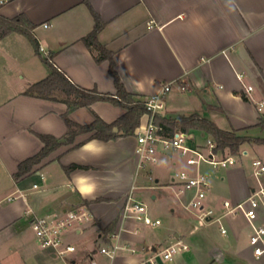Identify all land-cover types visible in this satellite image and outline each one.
<instances>
[{"label":"crops","instance_id":"0c3cea01","mask_svg":"<svg viewBox=\"0 0 264 264\" xmlns=\"http://www.w3.org/2000/svg\"><path fill=\"white\" fill-rule=\"evenodd\" d=\"M1 1L0 14L10 18L23 15L33 26L31 32L42 50L37 53L30 44L23 53L16 51L12 46L18 40L5 39L18 32L0 39V76L15 74L19 79L8 95L0 96V199L17 189L26 193V198L0 203V252L21 253L16 258L7 257L11 258L7 263L0 255V264H64L52 249L41 247L37 240L28 250L22 233L32 227V219L48 218L82 205L83 200L89 201L84 205L92 214L91 229L84 226L73 231L77 242L67 231L65 241L76 248L69 254L71 264H88L89 258L105 264L106 258L98 248L112 243L108 237L111 232L119 233V243L135 248L133 254L120 249L117 264L138 263L146 246L163 248L177 239L184 244L195 232L196 225L191 226L190 221L196 218L182 207L192 192L177 193L173 178L180 170L206 175L209 190L205 204L214 208L217 215L223 214V202L236 204L250 195L255 182L245 159L251 149L264 162L261 143L243 144L236 154L218 151L219 157L236 156L234 164L218 168L207 163L188 165L177 152L159 150L158 161L167 168L165 177L152 173V169L147 173L153 177L154 188L160 190L151 193V199L164 201L170 217L173 234L163 240L158 237L161 223L149 226L122 215L127 197L141 201L135 196L136 188L150 185H136L141 170L137 169L134 153L135 133L107 141L85 140L88 133L78 134L73 143L53 150L21 180L15 181L13 173L21 160L41 148L38 133L62 137L67 130L62 118L67 108L64 102L23 94L30 84L49 72L41 54H51L54 64L73 82L101 92H115L108 60L97 61V51L82 41L93 28V10L104 22L97 40L113 52L115 69L127 91L145 99L158 93L164 83H182L186 87L183 93L192 96L181 106L191 104V113L209 118L224 130L264 137V105L258 110V104L264 101V0ZM237 73L243 74L242 79L237 78ZM247 85L252 86L250 92L245 91ZM215 104L220 109L213 107ZM181 106L169 105L167 109L183 112ZM123 112V108L112 103L96 101L89 108L72 110L68 116L86 124L96 113L111 123ZM181 114L187 115H177ZM143 122L141 118L140 123ZM188 131L198 144L210 137L198 129ZM71 163L82 167L66 173L63 167ZM259 182H264V174L257 177V186ZM34 183L36 188L32 187ZM93 186L95 190L89 194ZM165 189L171 190V197H167ZM257 213L256 223H264V202ZM243 220L248 243L251 228L244 216ZM105 228L110 230L104 232ZM228 230L229 241L213 252L208 264H249L243 254L246 243L234 227ZM227 233L226 229L223 235ZM164 261L158 258V264ZM257 264H264V256L257 259Z\"/></svg>","mask_w":264,"mask_h":264},{"label":"built area","instance_id":"2783aa9c","mask_svg":"<svg viewBox=\"0 0 264 264\" xmlns=\"http://www.w3.org/2000/svg\"><path fill=\"white\" fill-rule=\"evenodd\" d=\"M0 3H2L1 0ZM39 50H42V48L39 47ZM242 77V73H237L238 79H242ZM185 89L186 87L182 83L170 81L162 84L158 93L144 99L147 111L144 115L146 119L138 125L135 132L134 153L138 170L145 169L150 163L158 162L157 153L159 150L177 152L188 165L207 163L213 168H218L226 167L236 162L234 155L217 156L219 152L215 150L216 144L211 137L207 138L203 144H198L194 142L193 135L189 131L175 130L166 136L162 133V128L155 123L154 118L163 107L162 99L164 96L171 90L183 91ZM251 90V85L245 87L246 92ZM262 105H264V101L258 104V110L262 109ZM251 167L252 174L256 178L264 174V162L259 158L256 157L251 160ZM147 177L152 182L154 181L153 177L148 173ZM173 181L178 186V194H183L187 191L192 192L187 201L182 203V207L184 210L194 214L200 226L215 221L219 223L220 232L225 234L226 229L221 224L222 215H232L236 214L238 210L241 211L251 228L248 234V243L252 249L253 256L256 259L264 256V223H256L257 209L260 203L264 202V182H259L258 186L253 187L248 197L236 204H231L228 201L223 202V214L217 215L214 208L205 204L206 194L209 190V182L205 174L198 172L191 175L184 170H180L174 173ZM32 187L36 188L37 184H32ZM148 187L154 188L155 185L152 183ZM18 198H26V193L17 189L16 192L0 199V203H8ZM122 215L123 217H132L149 226H157L161 223L159 218H154L147 212V206L143 202L136 200L131 195L127 197ZM91 220V212L86 205L82 204L60 213H53L48 218H34L31 221V226L41 247L52 249L64 264H71L69 254L74 252L76 248L73 244L65 241V234L69 230L81 229L85 226V222H91ZM108 237L112 240V243L98 248V252L106 258L105 264H117L116 258L120 249L126 248L131 254L135 253V248L119 243L120 235L118 232H111ZM187 249V245L183 244L180 239L163 248L146 246L142 251L140 261L136 264H158V258L170 262L177 251ZM88 264L103 263L94 258H89Z\"/></svg>","mask_w":264,"mask_h":264},{"label":"trees","instance_id":"16d2710c","mask_svg":"<svg viewBox=\"0 0 264 264\" xmlns=\"http://www.w3.org/2000/svg\"><path fill=\"white\" fill-rule=\"evenodd\" d=\"M94 24L92 30L82 37V41L91 48L97 51L95 59L101 61L107 59L109 66L108 71L112 77L115 87L114 93L101 92L96 87H84L73 82L67 74L60 70L53 62L52 55L49 53L41 54V58L45 66H47L48 74L30 84L23 94L33 97H39L50 100L62 101L66 104V111L62 114V118L66 124L67 130L62 137H55L50 134L38 133L37 137L42 143L39 151L31 156L21 160L17 165V170L13 173L15 181H19L31 173L34 165L40 163L53 150L62 145L71 144L78 134L88 133L85 140L97 139L107 141L115 139L119 136H128L135 133V129L140 124L141 118L146 114L145 101L139 98L136 94L127 91L115 69L113 52L108 50L103 44L97 40V34L103 27L104 22L99 15L92 11ZM33 26L23 15L15 17H6L0 14V39L11 32L23 34L29 40L33 49L40 53L39 45L31 30ZM106 101L113 105L124 109V112L113 122H105L99 115L94 113L91 122L86 124L77 123L69 118V113L79 107L89 108L93 102ZM210 106V104L208 105ZM220 109L218 104L213 105ZM155 123L162 128L164 135H170L175 130L188 131L190 129H198L206 132L215 142L216 151L223 152L227 150L230 154L239 152L240 147L246 143H261L264 144V137L246 135L238 130H224L219 128L209 118L193 112L190 114H181L177 116H166L161 112L155 115ZM117 126L118 130L113 131L112 127ZM82 143H76L73 146H78ZM82 167L76 163H71L64 166L66 173L71 170ZM83 204H88V200H83ZM110 230L103 229L104 232Z\"/></svg>","mask_w":264,"mask_h":264},{"label":"rangeland","instance_id":"374dc122","mask_svg":"<svg viewBox=\"0 0 264 264\" xmlns=\"http://www.w3.org/2000/svg\"><path fill=\"white\" fill-rule=\"evenodd\" d=\"M15 38V40H18V43L13 45L14 49L16 51H19V53H23V51L28 48L30 49V43L28 39L23 36L20 33H13L10 35L7 39L5 40H12ZM46 54V53H45ZM40 79V78H39ZM15 82H19V79L17 78V75H12L10 77H6L5 75L0 76V96L2 95H8L12 90H13V85H15ZM7 85V86H6ZM192 96L191 93H183V91H176V90H171L167 93L166 98L162 99L163 107L160 110L161 113L167 114V115H177L179 113H191L193 108L191 107V104H186L181 106V103L186 102L188 103V97ZM165 97V96H164ZM185 98V101L182 99ZM170 106H181L183 107L180 112L178 111H173L167 109V107ZM190 105V106H189ZM187 106V108H186ZM187 111V112H186ZM203 112V110H201ZM146 119L145 116L142 117V122ZM256 148L257 145H254ZM250 156L246 158L245 160L247 161V166L249 171H251L252 167L250 166L249 161H251L254 157H257V154L253 152V150L249 149ZM236 158V156H234ZM152 169V173H162V177H165V166H163L160 161L155 162V163H150L146 166L145 169H142L138 175V178L136 180V185H148L152 184V180H149L147 177V172ZM164 172V173H163ZM252 172V171H251ZM252 175V174H251ZM252 178L255 182V186H257V178L252 175ZM160 190L156 188H144V187H137L135 190V196L136 198L140 199L143 201L146 206H147V212L150 215H157L161 221L159 230L160 233L158 237L163 240L166 238H169L173 234L172 228H170V217L169 214L165 210V203L162 200L156 199L153 200L151 199L150 195L151 193L159 192ZM166 193H168L167 197L172 196V192L170 189H165L164 190ZM4 204V203H2ZM150 210V211H149ZM196 225L195 232L191 235L188 236L184 240V244L188 246V250H179L174 254V257L172 261H164V264H208L211 261L213 252L216 251L217 249H222L223 245L229 241L228 234H229V228L232 226L234 227L237 232L240 235V240H242L244 243H246V248L243 252L244 256L247 258V261H249V264H257V259L254 258L252 254V249L247 243V230L245 227V222L243 220V215L241 211H237L234 217L231 215H227L221 219V224L227 229L228 233L226 235L221 234L219 230V223L212 221L208 222L204 225H198L196 220L190 221V225L194 226ZM84 225L88 228L91 229L90 222H85ZM70 231V237H72L73 242H77V236L73 233L72 230ZM72 231V232H71ZM66 235V234H65ZM23 236V243L24 245L27 246V249L29 250V247L34 244V241L36 240L34 231L32 227L27 228L26 230L23 231L22 233ZM85 241L84 239H81ZM37 242V241H35ZM23 252L24 249H23ZM0 255H3V262L7 263V260H11V258H16L18 255H21V253H5V252H0ZM11 256V258H7Z\"/></svg>","mask_w":264,"mask_h":264},{"label":"clouds","instance_id":"9594fccd","mask_svg":"<svg viewBox=\"0 0 264 264\" xmlns=\"http://www.w3.org/2000/svg\"><path fill=\"white\" fill-rule=\"evenodd\" d=\"M95 190V186H93L90 190H89V194H91L92 192H94Z\"/></svg>","mask_w":264,"mask_h":264},{"label":"water","instance_id":"95a60500","mask_svg":"<svg viewBox=\"0 0 264 264\" xmlns=\"http://www.w3.org/2000/svg\"><path fill=\"white\" fill-rule=\"evenodd\" d=\"M112 130H113V131H117V127H116V126H113V127H112Z\"/></svg>","mask_w":264,"mask_h":264}]
</instances>
